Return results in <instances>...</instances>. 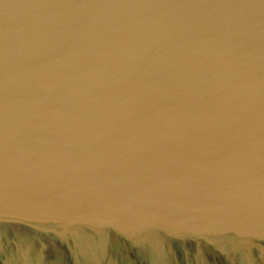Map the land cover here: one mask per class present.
Instances as JSON below:
<instances>
[{
  "label": "water",
  "instance_id": "95a60500",
  "mask_svg": "<svg viewBox=\"0 0 264 264\" xmlns=\"http://www.w3.org/2000/svg\"><path fill=\"white\" fill-rule=\"evenodd\" d=\"M0 264H264V0H0Z\"/></svg>",
  "mask_w": 264,
  "mask_h": 264
}]
</instances>
